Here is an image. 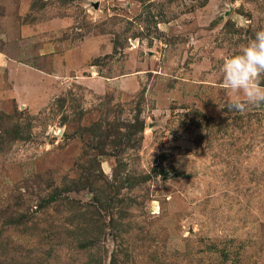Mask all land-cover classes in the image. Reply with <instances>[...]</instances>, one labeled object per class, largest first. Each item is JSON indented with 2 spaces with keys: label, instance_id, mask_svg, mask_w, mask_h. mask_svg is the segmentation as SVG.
I'll list each match as a JSON object with an SVG mask.
<instances>
[{
  "label": "rangeland",
  "instance_id": "rangeland-1",
  "mask_svg": "<svg viewBox=\"0 0 264 264\" xmlns=\"http://www.w3.org/2000/svg\"><path fill=\"white\" fill-rule=\"evenodd\" d=\"M260 30L264 0H0V264H264V103L220 71Z\"/></svg>",
  "mask_w": 264,
  "mask_h": 264
},
{
  "label": "clouds",
  "instance_id": "clouds-1",
  "mask_svg": "<svg viewBox=\"0 0 264 264\" xmlns=\"http://www.w3.org/2000/svg\"><path fill=\"white\" fill-rule=\"evenodd\" d=\"M220 71L221 87L235 94L228 103L230 110L243 112L249 105L264 103V30L255 32L238 53L226 58Z\"/></svg>",
  "mask_w": 264,
  "mask_h": 264
},
{
  "label": "crops",
  "instance_id": "crops-1",
  "mask_svg": "<svg viewBox=\"0 0 264 264\" xmlns=\"http://www.w3.org/2000/svg\"><path fill=\"white\" fill-rule=\"evenodd\" d=\"M53 58L55 59L57 57H53ZM1 66L5 67L7 75L12 77L11 79L16 81L17 83L21 79L20 74H31V75H33L34 73H37L35 75L39 76V78L42 80L43 84L47 83V81L53 77V74H49V73L44 72L42 70H37L35 68L28 67L27 65H25L19 61H16L14 59H5L3 62V65H1Z\"/></svg>",
  "mask_w": 264,
  "mask_h": 264
}]
</instances>
